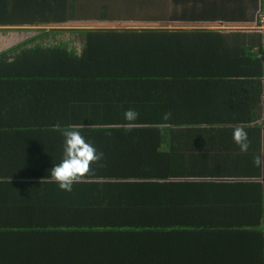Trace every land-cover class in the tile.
<instances>
[{
  "label": "crops",
  "instance_id": "crops-1",
  "mask_svg": "<svg viewBox=\"0 0 264 264\" xmlns=\"http://www.w3.org/2000/svg\"><path fill=\"white\" fill-rule=\"evenodd\" d=\"M187 11L193 19H171ZM262 11L264 0H83L72 21L0 25V167L24 153L29 158L15 165L18 172H48L53 152L61 147L55 155H63L56 126L75 125L101 153L120 155L128 170L163 176L133 180L126 199L151 203L139 211L156 205L166 214L171 201L174 217L204 220L65 231L53 244H32V252L7 244L9 234L0 230V264L7 257L18 264H264ZM129 29L184 34L129 40L89 33ZM127 109L139 113L130 127ZM237 126L248 133L247 152L232 139ZM44 154L48 162H38ZM35 180L44 178L15 182Z\"/></svg>",
  "mask_w": 264,
  "mask_h": 264
},
{
  "label": "trees",
  "instance_id": "trees-1",
  "mask_svg": "<svg viewBox=\"0 0 264 264\" xmlns=\"http://www.w3.org/2000/svg\"><path fill=\"white\" fill-rule=\"evenodd\" d=\"M82 1L0 0V25L15 23L23 25L36 23L37 20L43 19L52 21V23L72 21L77 14L78 2ZM129 13L132 14L133 12L129 11ZM186 13L187 15L172 17L171 19H193L194 12L187 11ZM51 31L54 33L63 32L62 30ZM47 33L46 31L41 32V34ZM89 33L125 36L129 40L144 38L176 40L179 39L177 36L184 34V32L168 29L100 30L99 32ZM0 58H2V55H0ZM172 58L166 57L165 59ZM96 147L97 151L101 153L102 147ZM60 149L61 147L53 152V160L51 164H47L49 166L48 172H43L40 166L30 172L28 170L18 172L19 169H16L15 165H24L29 158L24 153L6 158L5 167H0V230L9 234L7 244H20L21 248H24L20 250L31 251L29 248L32 244L36 248L39 247V243L53 244L55 239L60 238L63 232L71 230L81 231L95 228L91 231L101 232L118 231L120 228H138L142 231L150 228L204 225L202 219H199L202 222L197 224V220H180L178 217H174L173 213L175 212L171 201L167 203L170 207L166 210L170 211H167L166 214L160 206L156 205L151 210L144 207L146 208L145 211H139L137 209L139 204L150 205L151 203L141 201V198L133 201V203L130 199H126L130 190L135 191L134 187L137 182H133V180L163 176L155 170H147L148 172H145V170L143 172L128 170L130 167L122 165L120 155L103 154V158L97 164L92 165V173L79 183H75L71 192L61 191L57 184L47 180L50 169L63 158V155H55ZM47 156L49 155L37 156V161L47 163ZM136 161L138 162V160ZM22 178H44V181L36 183L37 180H35L25 182L23 185L15 182L21 181ZM113 179L120 180L109 182ZM98 180L105 181L98 182ZM32 188L36 189L32 190ZM262 213L264 212L262 211L260 214ZM248 222L252 221L248 220ZM12 237L14 238L11 239ZM51 246H43V249L47 250ZM60 246L62 245L52 246L47 250V255L57 252ZM43 249L41 256H44ZM11 256H13L12 252ZM44 260L45 258H34L31 262H23L22 264H46V260ZM16 262V260L7 257L6 264H18ZM95 264L117 263L114 260L99 259Z\"/></svg>",
  "mask_w": 264,
  "mask_h": 264
},
{
  "label": "clouds",
  "instance_id": "clouds-1",
  "mask_svg": "<svg viewBox=\"0 0 264 264\" xmlns=\"http://www.w3.org/2000/svg\"><path fill=\"white\" fill-rule=\"evenodd\" d=\"M138 117L139 113L134 109H127L124 112V120L129 122V127L131 122L136 121ZM165 119H167V114ZM56 129L64 137L63 158L50 169L47 180L57 184L61 191L71 192L75 183H79L92 173V165L97 164L103 158V153L98 152L93 144L81 134L78 126L57 125ZM232 139L241 152L248 151V133L243 127L237 126L233 129ZM261 163L260 157L253 160L256 166Z\"/></svg>",
  "mask_w": 264,
  "mask_h": 264
},
{
  "label": "built area",
  "instance_id": "built-area-1",
  "mask_svg": "<svg viewBox=\"0 0 264 264\" xmlns=\"http://www.w3.org/2000/svg\"><path fill=\"white\" fill-rule=\"evenodd\" d=\"M260 16L262 18V23L264 24V11L261 12Z\"/></svg>",
  "mask_w": 264,
  "mask_h": 264
},
{
  "label": "rangeland",
  "instance_id": "rangeland-1",
  "mask_svg": "<svg viewBox=\"0 0 264 264\" xmlns=\"http://www.w3.org/2000/svg\"><path fill=\"white\" fill-rule=\"evenodd\" d=\"M105 2H107V1H105Z\"/></svg>",
  "mask_w": 264,
  "mask_h": 264
}]
</instances>
